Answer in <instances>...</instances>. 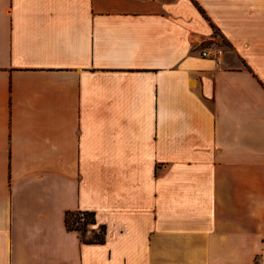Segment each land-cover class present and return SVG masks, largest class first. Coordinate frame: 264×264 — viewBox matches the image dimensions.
I'll return each instance as SVG.
<instances>
[{"label": "crops", "instance_id": "obj_1", "mask_svg": "<svg viewBox=\"0 0 264 264\" xmlns=\"http://www.w3.org/2000/svg\"><path fill=\"white\" fill-rule=\"evenodd\" d=\"M0 264H264V0H0Z\"/></svg>", "mask_w": 264, "mask_h": 264}, {"label": "built area", "instance_id": "obj_2", "mask_svg": "<svg viewBox=\"0 0 264 264\" xmlns=\"http://www.w3.org/2000/svg\"><path fill=\"white\" fill-rule=\"evenodd\" d=\"M215 40H217V38H214L212 40L214 41L212 45H209L203 49L202 55L206 57H213L216 59V61L219 64H221L223 61V55H224L226 46L223 44V42L219 43V42H216ZM76 211H77V216L75 220H73V225L75 227V230L80 231L81 228H83V226L85 225L87 228V232H89V230H94L92 241L99 242V240H97L95 237L98 235L105 234V231L102 229V226L96 228L97 221L95 220L93 221V219L89 216V212L91 211H88V210H76Z\"/></svg>", "mask_w": 264, "mask_h": 264}, {"label": "trees", "instance_id": "obj_3", "mask_svg": "<svg viewBox=\"0 0 264 264\" xmlns=\"http://www.w3.org/2000/svg\"><path fill=\"white\" fill-rule=\"evenodd\" d=\"M201 10H203V12H205V10L200 6ZM215 28H216V25H214ZM218 30V28H216ZM77 216V211H68L67 212V217H66V220H67V225L70 229H75L74 225H73V220H75ZM89 216L93 219V221L95 220L96 221V217H95V213L94 212H89ZM102 229L105 231V234H106V227L104 225H102ZM83 234V236L85 237L86 234H87V228L86 226L84 225L83 228H81L80 230ZM105 234L103 235H98L96 236L95 238L97 240H99V242H103L105 241ZM86 239V238H85Z\"/></svg>", "mask_w": 264, "mask_h": 264}]
</instances>
